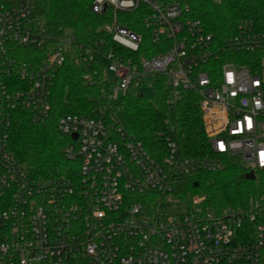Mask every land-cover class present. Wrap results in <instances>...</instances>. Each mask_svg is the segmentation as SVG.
Returning a JSON list of instances; mask_svg holds the SVG:
<instances>
[{
    "label": "built area",
    "instance_id": "obj_1",
    "mask_svg": "<svg viewBox=\"0 0 264 264\" xmlns=\"http://www.w3.org/2000/svg\"><path fill=\"white\" fill-rule=\"evenodd\" d=\"M142 2L150 8L142 25L163 49L137 60L103 39L82 43L67 28L49 30L35 0H0V264H264V190L218 210L200 195L182 199L184 212L160 208L166 196L181 199L192 175L219 170L227 159L255 178L264 172V32L242 20L217 41L175 2L93 0L91 10L108 9L101 29L136 51L142 34L118 13ZM71 51L86 84L110 81L104 96L111 103L118 90L130 94L142 84L151 93L162 86L170 111L185 91L195 94L210 151L186 157L166 137V152L155 157L113 106L100 117L58 116L56 129L70 139L63 155L75 170L32 178L9 149L10 126L18 114L35 125L49 120L53 77Z\"/></svg>",
    "mask_w": 264,
    "mask_h": 264
},
{
    "label": "trees",
    "instance_id": "obj_2",
    "mask_svg": "<svg viewBox=\"0 0 264 264\" xmlns=\"http://www.w3.org/2000/svg\"><path fill=\"white\" fill-rule=\"evenodd\" d=\"M92 1L35 0L37 13L49 30L56 32L59 27L67 28L78 42L103 39L105 48L111 47L116 54L137 60L162 51L161 43L152 42L149 31L142 25V18L150 11L147 4L142 2L134 11L118 13L120 23L142 34L138 50L130 51L114 43L109 34L101 29L110 21V12L108 9L101 13L93 12ZM156 1L159 4L175 2L187 8L185 16L199 19L205 31L217 41L232 36L242 20H250L256 30L264 32V0ZM247 56L258 58L260 52L248 53ZM97 67V75L101 76V65ZM83 70L74 53L67 52L53 77L49 120L44 125H35L18 114L10 126L9 149L32 178L46 179L69 170L71 162L63 155V145L70 139L56 129L58 116L76 113L100 117L110 112L113 106H119L125 130L140 140L155 157L166 152V137L174 140L179 152L186 157H197L210 151L198 99L192 92L183 93L174 109L176 119L171 125L168 123L170 109L165 104L162 86L150 95L124 94L111 103L104 96L110 81L102 79L95 85L86 84L82 79ZM245 173L243 164L227 159L219 170L200 171L188 178L179 192V198L200 195L205 206L215 210L224 205L242 204L250 194L264 190V172L253 180L245 178ZM195 182L197 185H194Z\"/></svg>",
    "mask_w": 264,
    "mask_h": 264
},
{
    "label": "rangeland",
    "instance_id": "obj_3",
    "mask_svg": "<svg viewBox=\"0 0 264 264\" xmlns=\"http://www.w3.org/2000/svg\"><path fill=\"white\" fill-rule=\"evenodd\" d=\"M107 63V62H106ZM111 77L113 78L114 75L111 73ZM115 86V85H113ZM137 93H142L143 95H150L151 94V88L147 87L146 85H140L139 87H133L130 89V94H137ZM108 94L113 95V90L112 88L109 90ZM122 95V91L118 90L117 96L113 97L112 96V101H116L118 97ZM119 119L122 121L121 114L118 113ZM176 119V115L174 111H170L168 114V123L173 125ZM244 165V163H242ZM76 166L75 163L71 162L69 163V170L66 173H63L59 176H69ZM188 203L185 200L178 199L175 196H166L164 199L161 201L160 208L169 215L172 214H177L180 212H184L188 208Z\"/></svg>",
    "mask_w": 264,
    "mask_h": 264
},
{
    "label": "water",
    "instance_id": "obj_4",
    "mask_svg": "<svg viewBox=\"0 0 264 264\" xmlns=\"http://www.w3.org/2000/svg\"><path fill=\"white\" fill-rule=\"evenodd\" d=\"M140 95H142V94H140ZM72 138H76V134H72ZM245 178L250 179V180L255 179V175H254L253 171H249V172L245 173ZM194 185H197V183L195 182Z\"/></svg>",
    "mask_w": 264,
    "mask_h": 264
}]
</instances>
